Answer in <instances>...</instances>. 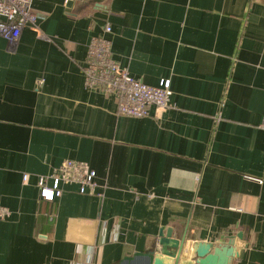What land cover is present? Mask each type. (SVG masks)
I'll use <instances>...</instances> for the list:
<instances>
[{"label":"crops","instance_id":"1","mask_svg":"<svg viewBox=\"0 0 264 264\" xmlns=\"http://www.w3.org/2000/svg\"><path fill=\"white\" fill-rule=\"evenodd\" d=\"M68 1L34 0L46 37L0 36V264H117L163 227L242 233L233 264H264V0ZM105 34L132 76L171 81L173 108L121 115L87 87L88 45ZM68 161L97 188L41 200L37 176Z\"/></svg>","mask_w":264,"mask_h":264},{"label":"built area","instance_id":"2","mask_svg":"<svg viewBox=\"0 0 264 264\" xmlns=\"http://www.w3.org/2000/svg\"><path fill=\"white\" fill-rule=\"evenodd\" d=\"M34 0H0V36L11 44H16L22 31L32 26L41 37H46L38 25L39 16L33 7ZM112 27L106 24L105 33H111ZM105 35L97 36L88 45L86 66L83 68L88 88L113 95L121 115L144 117L150 114L152 107L164 112L174 107L173 91L170 80H163L160 85L153 86L132 76L126 67H122L114 58L112 41ZM44 79L38 82L41 86ZM264 129V121L260 124ZM74 164L66 162L61 171L54 176H37V186L41 200L55 201L64 193L63 185L79 184L80 193L94 192L98 184L96 172L88 170L82 175L73 173ZM31 174L25 173L23 181H29ZM259 183L263 181L249 176Z\"/></svg>","mask_w":264,"mask_h":264},{"label":"water","instance_id":"3","mask_svg":"<svg viewBox=\"0 0 264 264\" xmlns=\"http://www.w3.org/2000/svg\"><path fill=\"white\" fill-rule=\"evenodd\" d=\"M74 1L69 0L68 5ZM238 238L242 239L243 234ZM238 238L232 235L222 242L194 240L187 237V231L180 235L173 227H163L154 247L125 256L117 264H233L241 256L239 247H248Z\"/></svg>","mask_w":264,"mask_h":264}]
</instances>
